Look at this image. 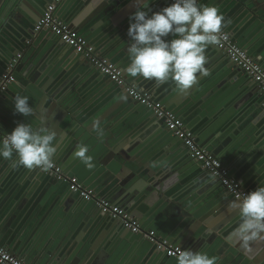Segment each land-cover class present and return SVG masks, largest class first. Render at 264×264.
Segmentation results:
<instances>
[{
    "label": "crops",
    "instance_id": "obj_1",
    "mask_svg": "<svg viewBox=\"0 0 264 264\" xmlns=\"http://www.w3.org/2000/svg\"><path fill=\"white\" fill-rule=\"evenodd\" d=\"M7 1L2 0V4ZM101 2L102 0H63L57 7L56 15L63 22L72 24L73 29L85 37L99 55L113 63L116 62L128 82L129 78L125 72L130 63L126 50L130 44L127 35L130 17L136 9L148 11L151 15L152 12L169 6L168 2L119 0L118 7L121 11L118 14L113 12L105 20L100 18ZM198 3L217 7L219 14L224 17L225 26L222 29L264 68V0H198ZM28 11L36 16L31 9ZM34 12L37 10L34 9ZM112 16H115L114 23L110 20ZM173 38L169 35L166 39ZM24 46L18 52L22 58L19 61L20 67L17 65L19 68L15 69V76H20L25 87L21 83H15L8 89L11 94L2 98L1 131L10 133L9 131L16 127L10 120L2 122V119L5 120L11 115L14 97L22 95L24 91L28 92L29 87H32L30 80L34 70L40 71L38 82L41 79L53 86L62 83L63 90L70 98L68 102L71 103V108L80 112L79 116L87 118L84 124L89 125V128H93L94 121L96 122L100 115L105 113L107 117L112 116L114 125L108 130L109 134L104 132L103 137L106 140H110L112 135L117 139L120 132H123L122 135L137 134L138 138H144V141H141L143 145L134 150L142 159V164L149 165L144 168L143 174L148 175L149 167H159V172L160 167L167 166L168 162L180 164L181 167L188 166V171L192 172L194 178L191 185L193 189L177 195L184 198L185 204L183 200L181 203L183 206H176L174 203L161 205V201L156 197L149 199L146 196L127 194L124 188L121 189L126 193L125 196L115 191L117 188L106 192L105 189L110 185L113 176L108 173V167L111 165L112 168H117V164L108 155L109 151L87 130L80 129L84 133L80 141L70 139L67 135L56 151L54 162L62 167L66 175L77 178L85 189L87 186L94 188L95 191L91 189V192L96 197L126 210L129 217L136 212L134 210L140 209L136 213L140 218L134 215L131 218L137 220L145 229L156 231L160 237L182 250L203 252L209 257H215L216 264H226V244L220 239L212 241V235L204 236L203 232L208 228L202 222L204 219L210 220L213 228L220 226L221 222H228V219L231 223L234 221L233 214H236V210L231 208L229 203L232 200L219 184L210 179L204 170L190 159L184 146L173 136V140L172 137L165 140L167 143L171 140V149L166 146L167 143L158 138L167 130L157 128L158 121L149 110L132 101L125 91L121 92L119 88L113 87L85 58L71 52L68 46L55 40L51 33L41 31L35 34L33 31V40L28 44L25 42ZM214 49L218 51L215 46ZM207 64L205 68L208 74L197 75L194 84L196 86L193 87L195 92L191 94L194 99L187 101L179 97L181 92L176 95L166 92V97L160 101L167 107L166 100L169 98L171 103L173 101V108L187 104L188 107L180 111L176 109V112H180L179 118L184 123L182 115L191 119L185 125L192 133L198 132L199 137L204 135L206 140L212 138L211 127L205 130L204 126L206 123L214 125V136L217 132L223 135L222 142L229 141L228 145L220 146L224 152H231L228 160L230 165L247 174L254 166H264V93L247 76L246 78L241 74L223 53L219 52L213 56ZM143 82L147 88L145 91L154 98L168 89L166 83L157 85L147 82L146 79ZM141 84L133 85L140 87ZM232 95H235L233 99ZM228 99L230 100L225 103ZM17 117L22 118V115ZM32 117L27 116L26 119L34 121ZM105 124L106 121L102 122L100 127ZM217 140H220V137ZM82 145L88 148L86 155L92 157L94 167L91 169L75 155ZM10 163L0 158V247L26 264H56V259H60L63 264H73V252H65V247L70 242L77 245L84 243L91 248L87 256L83 257L84 261H77L75 264H177L175 260L158 252L144 238L130 233L118 221L103 214L94 203L70 193L51 174L40 169H12ZM135 167L136 165L132 166ZM227 169L230 173L229 168ZM124 172L120 171L119 177L123 178L121 173ZM141 183L136 182L142 189ZM126 203H129L128 207L125 206ZM195 211L202 214L203 220L191 215L190 212ZM232 225H235L233 230L236 232L240 224L234 221ZM64 237L69 241L60 251L55 248V243ZM241 241L240 239L237 243ZM185 244L186 249L183 247ZM229 248L230 246L227 251ZM227 264L248 263L229 260Z\"/></svg>",
    "mask_w": 264,
    "mask_h": 264
},
{
    "label": "water",
    "instance_id": "obj_2",
    "mask_svg": "<svg viewBox=\"0 0 264 264\" xmlns=\"http://www.w3.org/2000/svg\"><path fill=\"white\" fill-rule=\"evenodd\" d=\"M53 1L54 0H43V2L40 3L36 0H8L7 2L2 4V0H0V75L5 71L7 65L16 56V54H18V52H20L25 47L24 46L25 42L33 40V30H34L35 24L42 17L46 7L50 4H53ZM118 2L119 0H102L100 18L101 19L103 18L105 20V18L109 17L115 11L118 14L121 11L118 7V4H119ZM168 5L170 4L168 3ZM28 9H31L33 13L36 14V16L30 13ZM34 9H36L37 12H34ZM120 15H122V12L120 13ZM120 15H117V17H119ZM115 16H112L110 18L112 23H114L115 21ZM69 25L72 28L74 27L72 26V24H69ZM43 32H49V31L44 30ZM232 35L234 36L233 33ZM54 39L58 40L55 37ZM98 47H99L98 50L101 49L100 45ZM69 50L71 52H74L72 48H69ZM214 50H215L214 45H210L205 50L207 61L213 58V56L219 54L220 51L218 52ZM215 52H217V54ZM76 55L79 57L81 56L79 54H76ZM207 65L208 64L206 62L205 66ZM18 66L20 67L19 64ZM18 66L17 68H19ZM125 73L127 75V78H129L128 82L130 84L143 83V85L141 84V86L140 87L138 86L137 88L143 89V90L147 89L145 88V84L143 82V80H145L144 78L139 77V76L132 77L130 74L127 73V71ZM20 74L22 75L23 73L21 72ZM31 74L30 75L32 79L30 80V83L32 84V87H29L28 92L24 91L22 95L21 94L19 95L28 97L29 105L33 109V112L30 115V117L33 116L34 118L33 117L32 118L34 119V121L26 119L27 117H23V116L22 118L17 117L19 116V114L15 113L14 109H12V111L10 112L11 115H9V117H6L7 119L5 118V120L2 119V122H6L10 120L11 123L13 122L14 125H17L19 123H25V124H29L36 131H40L43 129L45 132H49V131L54 132L55 140L53 143L54 145L57 146V149L59 148L61 143L65 140L67 135L70 139L74 138L80 141V137L83 136L84 134L82 131L87 130L88 132L94 135L95 140L100 141L99 143L103 145L109 151L108 155L111 157V159L115 161L114 163L117 164L116 167L118 169L112 168L111 165L110 167H108V173L110 172L111 173L110 175H113V176H112L110 185L108 184L109 186L105 189L106 192H109L110 190L117 188L115 191L121 192L122 194L121 196H125L126 195L125 192H127V194L141 195V197L146 196L149 199L156 197L158 200L161 201V205L174 203L176 204V206H179V205L183 206V204L181 203L184 198L177 196V195H181V193L183 194L184 192H187V191H192L193 188H191V185L193 184L192 182L194 181V178L191 175L192 172L188 171L189 168L187 165H186L187 167H183V166L181 167L179 166L180 164L177 165L175 163L171 164L170 162H168L167 166L162 165L160 167L161 169L159 170V172L157 171L159 167H156L155 169L149 167L148 175H146V173L143 174L145 171L144 168H146L149 165L146 164L144 166L142 164V159L139 158L140 156H138L134 152V150L138 149V146L143 145L141 144L142 143L141 141H144V138L142 137L138 138L137 134L129 135L128 133H126L125 135H122L123 132H120L119 135H117V139H116V136L114 137L113 135L109 137L110 140H106L104 137L102 138L98 137L92 127L89 128V125L84 124V122L87 121V118L79 116L80 112H78L77 110L74 111L71 108V103L68 102L70 101V98L68 96V93H66V91L63 90L64 88H63L62 83L60 84L57 83V84H54L53 86L50 82L48 81L43 82V80L41 79L38 82L37 77L38 76L40 77V71L37 72V70H34ZM15 78H16L15 83H21V85L25 87V83L21 82L22 79H20V76H18V74H16ZM146 81L154 82L153 80H147V79ZM166 84H167L168 89H170V91H167L168 90L167 89L163 91L162 94L160 93L157 94V96L154 94L155 99L157 101H160V99L165 98L166 92H169L168 94L170 95L172 93H173L172 95H176L179 92H181V94L179 95L181 99L183 98L184 100H187V101H189L191 98L194 99L193 96H191V94L195 92L194 88L196 85H192L187 89H180L179 87H177V85L172 80H169L168 82H166ZM112 85L113 87L115 86L116 88H119L121 92H124V90L121 87H118L113 83ZM172 91H176V92H172ZM8 94H11L9 90L3 95V97H7ZM30 97L33 98L34 100H32ZM231 97L233 99L235 95H232ZM229 100L230 99L226 100L225 103L228 102ZM166 101L168 102L166 103L168 104L167 105L168 110L174 113L178 117H179L178 113L180 112L177 113L176 109L177 111H180L186 106L188 107L187 104L186 105L181 104L180 107L173 108V106L171 107V105H173L172 104L173 101L171 103L169 101V98ZM255 103L257 104V102H254V104ZM151 114L153 115L152 112ZM111 117H107L106 114L104 113L103 116L100 115L99 117H97L96 122L94 121V123L100 126L102 122L106 121V124L102 126L101 128L104 129V132H107V134H109L108 130H110V128H113L112 126L114 125L112 122L113 118ZM182 117L185 121V124H187L188 121L191 120L185 115H182ZM35 119H36V122H35ZM157 121H158L157 126H159L157 127L158 129L165 128L163 121H160V120H157ZM213 126L214 125H210L208 123H206L204 126L205 130L211 127L210 131H212L211 133L213 134V137L207 140L204 135L199 137L198 132H193L194 137H196L195 139H197L196 142L201 147L207 148L214 155L219 157L223 165L226 168H229L230 176L233 179L237 180L242 185L243 189L246 190L247 193L256 190V188L258 187H264V170L262 169L264 168V166H261V167L254 166L253 168L250 169V172H248L247 174L245 173L243 174V172L240 169L237 168L236 170V168L232 167L229 163L230 161H228L229 155L231 152H226V151L224 152L223 148L220 146V144H223V147L224 145H228L229 141L222 142L223 135L217 132L215 133V136H214L215 130ZM160 130L158 131L161 133L162 131ZM163 132L164 134L158 139L162 141L164 140L163 142L165 143L166 142L165 140L166 139L169 140L172 137V135L168 131L167 132L163 131ZM219 137H220V140H217ZM171 139L173 140V137ZM130 140H133V141L131 142ZM176 141H178L179 144L182 145V142L180 140H176ZM159 144L162 145V143L160 142ZM151 146L152 148H154V145L152 143H151ZM166 146H168L171 149V140L166 144ZM146 147L149 148L148 146ZM164 148L165 146L163 145V149ZM185 150L187 152L186 148ZM133 165H136V167L132 168ZM127 169L128 171H126ZM123 170L125 172L121 173L123 176V178H121L119 177V172L120 171L122 172ZM213 180L216 183H218L215 179ZM139 181L142 182L141 183L143 187L142 189L139 188L136 184V182H139ZM60 183H62L68 189L67 184L63 182H60ZM219 187L221 186L219 185ZM121 188L122 189L124 188L123 189L125 191L124 193L122 192L123 190ZM86 189L88 191H91V189L95 191V189L90 186H87ZM224 193L229 197L230 200H232L230 201L231 203H229L231 205V208L236 210V214H233L235 215V217H233L234 221L235 222L237 221V223L240 224L241 215H240L239 209L233 207V205L239 203L241 200H236L233 196H231L225 190H224ZM74 195L78 196L77 194H74ZM183 203L185 204L184 200H183ZM128 205L129 203H126L125 206L128 207ZM190 206H188L189 207L188 210H190ZM134 211H136L133 213L134 217L140 218V215L136 214L137 212L140 211V209L137 208ZM198 211L190 212V213L194 218L203 220V218L201 217L202 214H200ZM130 215L131 217H133L132 214ZM229 221L230 220L228 219V222L226 221L227 223L221 222L220 226L218 225L214 228L213 226L210 225V220L204 219L202 222L203 225L208 228V229H205V231L203 232L204 236L212 235L211 236L212 241L215 239H220L224 242V244H226L227 249H226V252L224 253V255L226 256V260L224 262H226L227 264L228 261L230 260V261L237 262V263L244 262L248 264H264V233L259 234L256 238L249 240L246 243L244 241L237 243V241L240 240V238L236 235V232L233 230L236 224L233 226L232 223H234V221L231 220L232 221L231 223ZM68 241L69 240L67 239V237L60 239L58 242L56 241L55 248L61 251V248L65 247ZM186 246L187 244L183 245L185 249H186ZM229 246H230L229 251H227ZM65 248H66L65 252L66 251L73 252L74 254L73 264L77 263V261H81V262L84 261L83 257L87 256V253H89V250L91 249L90 247L88 248L87 245L84 243H82L81 245H77L74 242H70V244H68V246ZM59 263H60V259L58 260L56 259V264H59ZM63 263L61 262L60 264H63Z\"/></svg>",
    "mask_w": 264,
    "mask_h": 264
},
{
    "label": "clouds",
    "instance_id": "obj_3",
    "mask_svg": "<svg viewBox=\"0 0 264 264\" xmlns=\"http://www.w3.org/2000/svg\"><path fill=\"white\" fill-rule=\"evenodd\" d=\"M224 26L218 8L201 5L198 0H173L151 15L136 9L127 29L130 63L126 71L132 77L153 80L157 85L172 80L180 89H187L196 83L198 74H208L205 50L219 43L218 34ZM169 35L174 38L166 39ZM13 105L14 112L23 117L33 112L27 96L17 95ZM93 130L98 137L105 134L98 124L93 125ZM54 140V132L36 131L29 124L19 123L0 139V158L10 161L12 169L48 171L57 151ZM87 152V146L82 145L75 155L91 169L94 164ZM233 207L241 215L236 235L242 241L246 243L264 233V187L249 192ZM176 259L177 264H216L215 257L199 251H180Z\"/></svg>",
    "mask_w": 264,
    "mask_h": 264
},
{
    "label": "built area",
    "instance_id": "obj_4",
    "mask_svg": "<svg viewBox=\"0 0 264 264\" xmlns=\"http://www.w3.org/2000/svg\"><path fill=\"white\" fill-rule=\"evenodd\" d=\"M63 0H54L53 4L46 7L42 17L34 26V33L48 30L60 42L72 48L76 54L85 58L90 65L106 77L111 83L121 87L128 97L153 113L157 120L163 121L165 128L171 135L180 140L187 149L190 159L198 164L204 172L233 196L236 200H242L246 190L242 185L230 177L228 169L223 163L208 150L200 147L185 123L168 110L161 101H157L149 92L130 84L123 76V71L108 58L102 57L85 37L74 30L69 24L63 22L57 15L56 10ZM169 4L173 0H166ZM219 43L214 44L218 51L236 66L243 75L247 76L260 91L264 93V69L250 55L238 46L225 30L218 34ZM29 41H27V44ZM20 53L9 62L5 71L0 75V102L8 89L15 84V69L21 60ZM5 133L0 129V139ZM51 174L58 182L67 184L68 190L77 194L81 199L92 202L105 215L118 221L130 233L139 235L150 243L155 249L167 258L177 262V255L182 250L179 246L171 244L168 240L160 237L156 231L145 229L140 223L129 217L126 210L111 202L96 197L91 191L86 190L79 180L64 173L61 166L54 162L52 169L42 171ZM0 264H26L22 259L10 254L0 247Z\"/></svg>",
    "mask_w": 264,
    "mask_h": 264
}]
</instances>
